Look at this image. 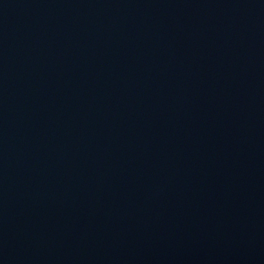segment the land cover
Returning a JSON list of instances; mask_svg holds the SVG:
<instances>
[{"label": "water", "instance_id": "water-1", "mask_svg": "<svg viewBox=\"0 0 264 264\" xmlns=\"http://www.w3.org/2000/svg\"><path fill=\"white\" fill-rule=\"evenodd\" d=\"M0 264H264V0H0Z\"/></svg>", "mask_w": 264, "mask_h": 264}]
</instances>
